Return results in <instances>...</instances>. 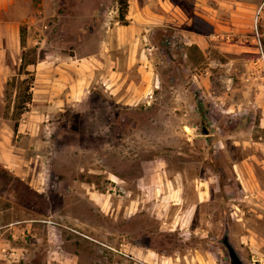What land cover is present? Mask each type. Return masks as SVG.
I'll return each mask as SVG.
<instances>
[{
  "label": "rangeland",
  "instance_id": "rangeland-1",
  "mask_svg": "<svg viewBox=\"0 0 264 264\" xmlns=\"http://www.w3.org/2000/svg\"><path fill=\"white\" fill-rule=\"evenodd\" d=\"M116 1L19 2L35 64L0 85V264H229L224 237L264 264V0L198 22L207 46L166 30L135 52ZM156 172L180 199L128 217Z\"/></svg>",
  "mask_w": 264,
  "mask_h": 264
},
{
  "label": "crops",
  "instance_id": "crops-1",
  "mask_svg": "<svg viewBox=\"0 0 264 264\" xmlns=\"http://www.w3.org/2000/svg\"><path fill=\"white\" fill-rule=\"evenodd\" d=\"M20 1L23 0H0V85L4 80L6 87L7 78L12 72V64L18 62L20 64L24 48L20 45L19 29L26 18V14L24 10L20 9ZM252 6L255 7L253 4H248L246 8L251 9ZM230 10L231 0H128V10L125 17L127 24L116 27V42L121 46L127 45L132 49V52H135L142 41L141 38L150 40L152 35L159 33V31L172 30L174 34L178 32L184 34L190 46H207L210 37L202 32V26H197L198 22L207 28L209 24L216 23V16L218 18L226 15V18H229ZM125 32H129L130 35L123 36ZM92 80L93 77L87 79L86 86H89ZM87 92L89 93L88 90ZM86 96L89 95L85 93ZM158 173L161 177L162 172H156V174L151 175L149 182L135 184L136 191L140 192V196L131 199L128 203L126 211L128 217L131 218L141 211L150 212L148 198H154L156 201H154L153 209H159L161 203L165 201L170 204L168 205L170 208H174L172 205L180 199L183 186L178 183L175 184L176 179L172 180L173 183L171 184H165L161 180L156 181ZM140 180L143 181V179ZM195 193L197 202L195 206L204 204L205 190H198ZM157 213L159 216L162 215L161 210ZM161 222L163 224L165 221L162 219ZM150 251L152 254L155 253Z\"/></svg>",
  "mask_w": 264,
  "mask_h": 264
},
{
  "label": "trees",
  "instance_id": "trees-1",
  "mask_svg": "<svg viewBox=\"0 0 264 264\" xmlns=\"http://www.w3.org/2000/svg\"><path fill=\"white\" fill-rule=\"evenodd\" d=\"M117 15H118V20L120 21V23L122 25H126L127 24V20H126V14H127V10H128V0H117ZM19 37H20V45L22 47H24L25 45V30L24 28L21 26L19 29ZM25 64H35V56H31L29 57L26 61H25V55L24 52H22V56H21V62L19 64L18 67V71L20 72ZM30 85L28 87H26L25 89H23V91L20 92H16L14 99L12 101V113H11V117L14 120L13 122V133H15L17 131V126H18V118L20 117V115L25 112L27 110L28 105L31 102V92L29 91ZM0 170L4 173H7L8 171L4 168H2L0 166ZM36 196H38L40 198V194L37 193L36 191H33Z\"/></svg>",
  "mask_w": 264,
  "mask_h": 264
},
{
  "label": "water",
  "instance_id": "water-1",
  "mask_svg": "<svg viewBox=\"0 0 264 264\" xmlns=\"http://www.w3.org/2000/svg\"><path fill=\"white\" fill-rule=\"evenodd\" d=\"M201 134H207V131L205 129L201 130ZM222 244L227 250V255H228V263L229 264H244L241 260V258L238 256L234 248L230 245L228 242V239L224 237L222 239Z\"/></svg>",
  "mask_w": 264,
  "mask_h": 264
}]
</instances>
